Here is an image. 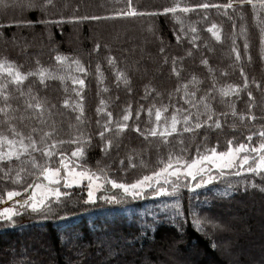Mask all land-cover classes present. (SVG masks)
<instances>
[{"label": "trees", "instance_id": "16d2710c", "mask_svg": "<svg viewBox=\"0 0 264 264\" xmlns=\"http://www.w3.org/2000/svg\"><path fill=\"white\" fill-rule=\"evenodd\" d=\"M9 2L18 4L24 0ZM180 2L195 5L200 0ZM212 2L225 3L226 0ZM55 3L57 8L53 10L52 18H58L55 13H62L65 17L104 16L115 7H123L125 0H119V3L116 0H55ZM132 3L138 9L152 10L169 6L173 0H132ZM203 11L195 9L186 15L177 13L184 20L185 29L183 39L177 43L174 31H178L180 25L172 19V14L45 25L35 23L42 18L38 11L21 12L18 8H9L5 12L0 9V23L25 18L33 21L30 27L0 28V58L7 57L15 61L24 72L34 70L37 60L42 67H55L53 56L57 52L78 58L87 69L86 76L73 74L82 76L85 82L82 92L84 123L80 127L88 137V142L84 144L83 155L80 157L71 156L77 147L75 144L65 143L58 146V150L65 153V161L83 169L96 171L102 168L110 178L118 182H134L137 177L158 169V160L166 159L168 150L162 149L157 153L155 149L145 147L143 137L126 130L118 146L114 143L109 151H102L100 137L96 134L99 128L96 122L100 120L103 123V114L98 116L96 109L100 100L104 99L108 105L106 110L111 111L115 119L127 104H131L133 110L138 104L147 106L151 96L149 99L142 98L145 85L154 89L152 95L160 93L157 102L162 101L165 105L170 103L169 93L174 92L177 80L170 73V64L161 60V41L169 58H184L182 77L195 75L201 81V90L212 83L209 68L213 69L217 88L242 84L241 68L250 82L255 79L264 85V61L260 59L261 33L257 26L258 22L264 23V12L257 9L254 14L250 6H245L242 9L244 18L241 19L229 9L233 15V20H229L216 9H208L206 19H201L199 13ZM212 23L220 29V41L207 31ZM190 24L197 29L195 47L189 43L193 35L188 31ZM242 25L246 27V36L240 34ZM149 26L152 31L148 30ZM233 39L241 54L238 62L231 52ZM245 39L248 42L247 52L244 51ZM97 42L101 45L100 50L93 52ZM188 51H191L190 56L187 55ZM107 55L113 56L117 67L130 78V93L123 84L116 86L112 66L105 59ZM202 59L207 60V66L201 63ZM97 64L102 73V82L97 78ZM30 82L34 93L45 97L49 103L57 105V110L63 111V115H57L55 119L61 137L67 139L72 134L68 125L75 123L76 113L71 109H61V101L66 95L65 86L69 89L79 86L72 85L70 80L64 84L59 80H47L46 86H42L35 77H29L24 82L25 87ZM249 87L253 90L257 104L253 112L259 117L264 96L254 84L250 83ZM68 95L75 98L74 93L69 92ZM219 99L217 93L216 100L212 101L217 111L224 108V105L218 103ZM246 99V93L241 91L240 99L236 101L238 113L247 111ZM18 102L14 100L13 107ZM171 104L180 107L183 101L174 94ZM172 110L170 107L169 113L165 115ZM147 119V112H142L139 120L141 128ZM231 123L232 118L229 117L228 125ZM252 123L255 130L264 121L257 119ZM228 125L223 126V131H208L206 139L204 129H200V135L191 140L185 134L187 147L180 155L190 161L196 158L197 148L201 153L213 147L217 151H224L228 140H232L233 144L245 142L248 128L239 121L235 128ZM253 141L258 142V138L253 136ZM175 151L179 152V148ZM34 155L38 164L44 162L39 152ZM129 156L132 157L131 165L128 162ZM59 159L58 155L51 158L49 166L61 168ZM216 173L217 170H213L208 174ZM26 179L28 183L43 182V178L38 175ZM187 182L195 184L191 179ZM23 186L25 181L14 184L11 180L3 179L0 173V197H3L0 210L5 206L20 209L16 201H20L21 197L7 201L4 193L7 190H18L22 197L27 198L29 193L23 192ZM165 187L171 191L170 185ZM261 187H264V180L260 176L253 177L246 172L235 176L226 172L208 185L192 191L180 187L175 196L157 197L149 192L141 198H127L120 203L98 199L94 205L83 203L87 198L86 186L63 188L62 192H67L69 196L61 197L65 201L63 204L53 203V212L47 216L31 213L29 209L21 210V214L14 216L10 223L0 219V264H49L48 260L52 261L51 264H68L64 262L65 259H69L70 264H175L167 254H159L157 246L163 244L164 250L173 249L178 260L194 264H264V191L260 190ZM106 188L107 191L100 192L98 197L117 191L111 189L110 185ZM177 202L182 213L179 217L174 216L172 208ZM45 249L50 251V256H47L49 253H43ZM77 253L83 254L80 261L75 257ZM160 256L162 263L158 262Z\"/></svg>", "mask_w": 264, "mask_h": 264}, {"label": "snow or ice", "instance_id": "6c2138e0", "mask_svg": "<svg viewBox=\"0 0 264 264\" xmlns=\"http://www.w3.org/2000/svg\"><path fill=\"white\" fill-rule=\"evenodd\" d=\"M119 3V0H116ZM250 6L252 12H264V0H226L225 3H214L212 0H200L195 5L181 4L180 0H173V3L162 9H138L132 0H125L123 7H115L108 12L107 15H84L65 17L62 13H55L58 18H52L53 10L57 8L55 0H24L23 3L12 4L9 0H0V9L5 12L9 8H18L21 12L26 10H35L41 14L40 19L35 23L42 24H62L64 22H79L82 20H107V19H127L144 16H158L172 14V19L180 25L178 31H174L177 43H180L185 35L184 20L177 13L188 14L195 9L204 10L199 13L201 19H206L208 9H216L218 13L226 16L229 20H233V15L229 13V9L243 19L242 9ZM33 21L25 19H12L4 23H0V28L5 27H30ZM260 27V43L261 56L264 61V23L258 22ZM149 31H152L149 26ZM188 31L193 33L189 39V43L195 47V41L198 38L195 35L197 29L195 25L190 24ZM207 31L211 33L217 41H220V29L217 24L212 23ZM240 34L246 36V27L241 26ZM13 43L15 40L13 39ZM101 45L97 42L94 44L92 51L99 52ZM105 47H107L105 45ZM248 50V42L245 39L244 51ZM161 60L165 64H170V73L176 77L177 84L174 92L169 93L170 103L165 105L162 101H156L160 95L155 92L149 85H145L143 99L151 100L147 106L137 105L133 110L131 104H127L115 119L111 111H107V103L101 99L97 107V115L103 114V123L97 120L99 128L97 135L100 137L102 151H109L114 146H118L121 135L126 130L136 132L143 137L145 147L152 148L159 153L162 149H167L166 159H159L158 169H154L151 174H145L137 177L134 182H118L108 176L104 169L98 168L96 171L89 169L76 170L65 162V153L58 150V146L65 143L77 145L75 150L71 152L72 157H80L83 155V146L88 142V137L80 127L84 123V106H83V88L84 79L82 76L74 75L80 73L87 75V69L78 58L69 57L68 55L57 52L53 56L55 67H42L37 60L36 68L30 71H21V65H17L15 61L7 57L0 58V173L2 178L11 180L14 184L25 181L22 190L28 193L29 189H34L27 198L22 197L21 191L7 190L4 193L7 201H13L15 197H21L19 203L20 209L5 206L0 210V219L6 222H12L14 216L21 214V210H31V213L47 216L53 212V203L60 205L65 203L61 197H68L67 192H61L60 185L63 181V187L79 186L83 181L87 180V198L83 201L85 204H95L98 199L105 202L120 203L124 199H138L149 192L154 196H175L180 187H185L189 191L194 188H200L207 185L218 177L224 176L226 172L241 176L243 173H250L260 176L264 180V123H261L259 129H254L253 121L259 119L264 121V103L260 105L262 114L257 117L253 109L257 106L253 90L249 84H254L255 88L264 96V85L257 83L255 79L251 82L241 68L240 75L243 78L242 84H228L217 88L215 77L212 75L213 69L209 68L208 72L212 80L211 85L201 90L199 87L201 81L195 76L190 78L182 77L183 57L169 56L165 53L163 42L159 49ZM231 52L235 54V61L241 59L235 40L232 41ZM191 55V51L187 52ZM107 63L112 66L115 77L116 86L121 84L125 86L127 92H131L130 78L126 72L117 67L116 59L107 55L105 57ZM250 59V58H249ZM201 63L207 66V60L202 59ZM98 81L102 82V73L99 64L96 65ZM29 77H35L39 84L46 86L47 80H59L62 84L65 81H71L72 85L79 87L67 86L64 88L65 98L61 101V109H71L76 113L74 116L75 123H69L68 127L72 130V134L67 139L61 137V130L57 127L55 117L63 115V111L57 110V105L51 104L45 97H40L33 92L31 83L25 87V81ZM107 91V89H104ZM244 91L247 99V111L237 112L236 101L240 99V93ZM74 93L73 99L68 93ZM218 93L220 99L218 103L224 105V108L217 111L212 106V101L216 100ZM178 95L183 101L180 107L171 104V97ZM235 97V99H232ZM19 101L13 107V101ZM172 107L170 114L169 108ZM226 109V110H225ZM147 112L148 119L144 122V127L139 124L142 112ZM229 117L232 123L228 125ZM132 121V123H129ZM244 124L249 134L244 138L245 142H237L233 144L232 140L226 142V150L217 151L215 147L207 148L204 153L197 148V156L190 161L184 160L180 155L187 145L185 144V134L187 139L191 140L195 136H199L200 129H204V137L207 138V132L213 129L223 131V126L228 125L235 128L236 122ZM27 129V131H25ZM253 136L258 138L253 141ZM183 145V147H181ZM179 148V152L175 150ZM39 152L41 159L44 161L38 164L34 153ZM59 156L60 167L49 166V161L54 156ZM129 165L132 163V157H128ZM123 164V161H121ZM210 164L212 168L217 170L216 175H209L210 168L206 166ZM63 172V175H62ZM38 175L43 178L42 183H28L27 177ZM174 177L175 179H171ZM191 179L195 184H189L187 181ZM184 181L182 184L181 181ZM250 183V182H249ZM110 185L111 189L117 190L115 193L97 196V192H106V186ZM171 185V191L165 187ZM57 186V187H52ZM256 187L255 184H251ZM35 190H39V195ZM264 191V187H261ZM3 197H0V202ZM174 216L182 215L179 203L172 205ZM196 223H200L199 220Z\"/></svg>", "mask_w": 264, "mask_h": 264}, {"label": "rangeland", "instance_id": "374dc122", "mask_svg": "<svg viewBox=\"0 0 264 264\" xmlns=\"http://www.w3.org/2000/svg\"><path fill=\"white\" fill-rule=\"evenodd\" d=\"M66 163H69V165H70V167H73V168H75L76 170H81V169H83V168H81V167H79V166H76V165H74V164H72L70 161H65ZM207 168H210L211 169V171L210 172H212L213 170H216V169H214V168H212V166L210 165V164H208L207 166H206ZM61 168H62V166H61ZM209 172V173H210ZM62 175H63V172H62ZM171 179H175L174 177H172ZM181 182H183V180L181 181ZM42 183V182H41ZM86 184H87V180H85V181H83L79 186H72V187H68V189H72V188H76V187H83V186H86ZM208 185V184H207ZM171 186V185H170ZM203 186V185H202ZM52 187H57V186H52ZM60 187V190H61V192H62V189L63 188H65V187H63V181H61V185L59 186ZM34 190V189H33ZM32 190V191H33ZM31 191V192H32ZM36 192H37V195H39V190H35ZM100 194V192H97L96 193V195L98 196ZM8 207H10V206H8ZM14 208V207H13ZM15 209V208H14ZM171 246H172V244H171ZM164 244L163 245H158L157 246V249H158V251H159V254L161 255V256H164V255H166L167 254V256H170V260H171V262H173V263H175V264H194V263H192V262H185V261H180V260H178L176 257H175V253H173L172 251H173V249H172V251H167V250H164ZM45 252H43V253H49L47 256H50L51 254H50V251L48 250V249H45L44 250ZM172 252V253H171ZM226 256L228 255V254H225ZM82 256H83V254H78L77 253V255H75V257L76 258H78V260L80 261L81 259H83L82 258ZM160 256V261H159V259H158V262H160V263H162V257ZM225 256V258L227 259V257ZM166 257V256H165ZM225 258L224 257H222V259L225 261ZM68 260L69 259H65V263H68V264H70L69 262H68ZM47 263H49V264H51L52 263V261H50V260H48L47 261Z\"/></svg>", "mask_w": 264, "mask_h": 264}, {"label": "water", "instance_id": "95a60500", "mask_svg": "<svg viewBox=\"0 0 264 264\" xmlns=\"http://www.w3.org/2000/svg\"><path fill=\"white\" fill-rule=\"evenodd\" d=\"M192 182H194V181H192ZM31 191H32V189H29V192H28V193L30 194V193H31Z\"/></svg>", "mask_w": 264, "mask_h": 264}, {"label": "bare ground", "instance_id": "6f19581e", "mask_svg": "<svg viewBox=\"0 0 264 264\" xmlns=\"http://www.w3.org/2000/svg\"><path fill=\"white\" fill-rule=\"evenodd\" d=\"M193 184V183H192Z\"/></svg>", "mask_w": 264, "mask_h": 264}]
</instances>
